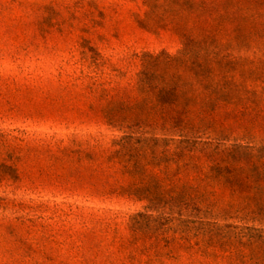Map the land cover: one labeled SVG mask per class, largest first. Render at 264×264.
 I'll use <instances>...</instances> for the list:
<instances>
[{
    "label": "rangeland",
    "instance_id": "374dc122",
    "mask_svg": "<svg viewBox=\"0 0 264 264\" xmlns=\"http://www.w3.org/2000/svg\"><path fill=\"white\" fill-rule=\"evenodd\" d=\"M148 12L145 0H0V264H228L197 234L264 232V215L228 191L189 206L123 192L114 141L179 139L105 113L137 99L145 53L180 49ZM244 56L234 73L264 118V54ZM221 142L259 150L264 127Z\"/></svg>",
    "mask_w": 264,
    "mask_h": 264
},
{
    "label": "trees",
    "instance_id": "16d2710c",
    "mask_svg": "<svg viewBox=\"0 0 264 264\" xmlns=\"http://www.w3.org/2000/svg\"><path fill=\"white\" fill-rule=\"evenodd\" d=\"M148 20L178 37L176 54L145 53L137 99L105 111L109 124L135 123L174 138L113 142L112 157L129 180L125 194L151 204L196 205L228 191L264 215V145L221 142L235 127H264L259 94L234 73L244 55L264 54V0H145ZM239 63V64H238ZM208 133L216 141H200ZM230 239L197 235L205 257L264 264V232ZM184 241L187 238H183ZM216 251L217 255L212 253Z\"/></svg>",
    "mask_w": 264,
    "mask_h": 264
}]
</instances>
